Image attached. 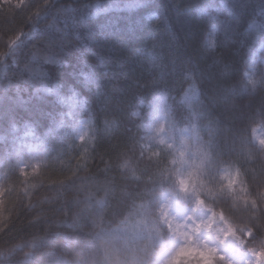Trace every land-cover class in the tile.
<instances>
[{"label": "trees", "instance_id": "obj_1", "mask_svg": "<svg viewBox=\"0 0 264 264\" xmlns=\"http://www.w3.org/2000/svg\"><path fill=\"white\" fill-rule=\"evenodd\" d=\"M263 42L264 0H0V264H102L105 233L149 227L122 151L144 149L141 113L160 95L190 131L193 162L246 152L264 126L263 67L252 61ZM71 94L85 111L68 114ZM87 116L83 147L74 130ZM25 131L46 161L22 171ZM119 153L126 176L108 160Z\"/></svg>", "mask_w": 264, "mask_h": 264}, {"label": "clouds", "instance_id": "obj_2", "mask_svg": "<svg viewBox=\"0 0 264 264\" xmlns=\"http://www.w3.org/2000/svg\"><path fill=\"white\" fill-rule=\"evenodd\" d=\"M122 152L137 165L151 222L133 237L105 233L102 264H264V145L250 140L223 164L196 163L189 153L181 160L160 147L149 149L156 155L142 146ZM108 160L127 175L120 153Z\"/></svg>", "mask_w": 264, "mask_h": 264}, {"label": "rangeland", "instance_id": "obj_3", "mask_svg": "<svg viewBox=\"0 0 264 264\" xmlns=\"http://www.w3.org/2000/svg\"><path fill=\"white\" fill-rule=\"evenodd\" d=\"M8 1V0H5ZM19 1V0H13ZM211 37L207 38L210 41ZM252 61H260L262 63V72L264 80V42L252 55ZM253 67L251 66L246 73L247 81L251 80ZM64 105L69 108L68 114L73 111H85L84 102L79 100L75 95L71 94L65 99H61ZM143 128L146 132L144 149L149 152V149L156 147L163 148L165 152L169 149L174 154L178 155L182 160L186 153L190 131L187 128H182L176 125L170 117V110L165 95L156 97L151 103L145 106L141 113ZM91 118H80L77 127L74 130L76 141L80 142L83 147L89 146L93 139L91 136ZM253 142H258L264 139V126H258L251 132ZM175 145V147H174ZM264 145V144H262ZM182 148V151L178 149ZM16 152L19 154V168L22 171L28 169H36L46 161V153L43 150L42 143L33 135L31 131H25L16 140ZM150 153V152H149ZM156 155V152H151Z\"/></svg>", "mask_w": 264, "mask_h": 264}, {"label": "snow or ice", "instance_id": "obj_4", "mask_svg": "<svg viewBox=\"0 0 264 264\" xmlns=\"http://www.w3.org/2000/svg\"><path fill=\"white\" fill-rule=\"evenodd\" d=\"M261 144H264V139H260L259 141Z\"/></svg>", "mask_w": 264, "mask_h": 264}]
</instances>
